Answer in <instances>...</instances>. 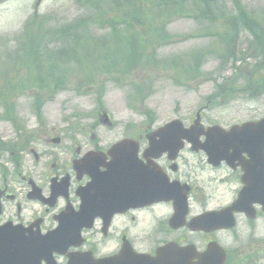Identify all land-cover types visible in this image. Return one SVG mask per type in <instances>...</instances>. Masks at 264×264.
Listing matches in <instances>:
<instances>
[{
    "label": "rangeland",
    "instance_id": "1",
    "mask_svg": "<svg viewBox=\"0 0 264 264\" xmlns=\"http://www.w3.org/2000/svg\"><path fill=\"white\" fill-rule=\"evenodd\" d=\"M188 3L182 8L189 16H162L149 0L128 2L133 18L116 0H0L4 167L12 169L13 150L30 167L69 162L89 145L77 134L91 130L98 145L108 147L143 122L142 115L153 117V128L174 118L186 125L198 110L203 124L225 128L264 117V0H219L223 15L215 23L196 19L198 9ZM123 20L152 30L141 38L147 44L142 55L153 59L128 71L106 66L113 63L110 29ZM71 33L81 35L78 42ZM225 34H234L232 52L243 57L235 71L231 61L223 66L219 59ZM232 76L238 98L222 103ZM251 91L257 96L248 98ZM104 114L108 124L100 122Z\"/></svg>",
    "mask_w": 264,
    "mask_h": 264
},
{
    "label": "flooded vegetation",
    "instance_id": "2",
    "mask_svg": "<svg viewBox=\"0 0 264 264\" xmlns=\"http://www.w3.org/2000/svg\"><path fill=\"white\" fill-rule=\"evenodd\" d=\"M139 127L122 135L137 146L121 148L136 151L138 170L123 168L126 158L107 154L91 130L77 134L89 145L69 162L30 167L16 154L11 170L0 162V232L29 250L27 264H67L71 253L79 264H264V162L242 154L213 166L190 146L148 157L146 126ZM91 151L110 162L108 173L74 171L72 160ZM148 163L164 183L161 195L147 193L155 188L142 170ZM105 173L108 182L90 185L91 174Z\"/></svg>",
    "mask_w": 264,
    "mask_h": 264
},
{
    "label": "trees",
    "instance_id": "3",
    "mask_svg": "<svg viewBox=\"0 0 264 264\" xmlns=\"http://www.w3.org/2000/svg\"><path fill=\"white\" fill-rule=\"evenodd\" d=\"M138 0H116V3L118 5V9L119 10H123L125 9V13L126 16H131L133 18H135L134 13L130 12L129 8L126 6V3L128 2H136ZM151 1L152 4H154L157 7V13H160L162 16L165 15H170V14H175V15H186L189 16L190 13L186 11V9L182 8L183 5L189 4L188 1L193 3L194 8L198 9L197 14L195 13V18L199 19V20H204L206 21H211L213 23H215L214 21H216L217 19H220L223 15V9L217 7L219 4V0H149ZM169 4H173L174 7H172ZM199 6V7H198ZM146 14H151L150 11H146ZM101 18H103L105 16V14H99ZM152 15V14H151ZM151 15H148L147 19H146V23L151 24L153 22V18ZM110 20H108L109 22ZM128 21L127 20H123V29H122V36L125 37V35H128L129 37H131L129 40H126L124 42H116L114 43L115 46V50L116 52H126V51H130L129 53H126L124 55V57H126V59L124 60H120V61H124L123 63V67L126 71L136 67L137 65L141 64V60L145 59L146 62L150 61L153 59V54L152 53H148L147 56H143L142 55V51L143 50H147V44L146 41L142 40L141 37H139L140 35H144L147 33H150L152 30H145L144 32L142 31H138L133 29L134 26L132 25H127ZM118 27H120V24H116L114 25L111 30V34L113 35H118L120 34V32L117 31V29H119ZM211 29L213 31H215L214 27H211ZM159 34L162 36L163 32H159ZM34 33L31 37H29V42L30 40H33L34 38ZM113 35V36H114ZM71 36H76L75 41L78 42L81 35H73L71 33ZM139 37V38H134V37ZM219 36V35H218ZM115 39V37H114ZM221 40H224L226 43V47L225 49H223V52H221V54H219V59L222 61H224L225 59H227L228 56H230L231 58L233 57V47H232V42L235 39L234 34L232 35H227L225 34L224 36L221 35L220 37ZM116 40V39H115ZM217 40L220 41L217 37ZM224 44V42H223ZM116 45H118L119 47H117ZM216 52V51H215ZM34 53V52H33ZM133 53H136L135 55H132ZM126 55H131L129 57H127ZM216 55L218 56V54L216 53ZM115 63H108V66L112 67Z\"/></svg>",
    "mask_w": 264,
    "mask_h": 264
},
{
    "label": "water",
    "instance_id": "4",
    "mask_svg": "<svg viewBox=\"0 0 264 264\" xmlns=\"http://www.w3.org/2000/svg\"><path fill=\"white\" fill-rule=\"evenodd\" d=\"M171 126H177V128H179L180 123L178 121H173L164 128L166 129ZM164 128H160L156 133L160 134ZM213 129L219 128L214 127ZM208 140L209 143L203 144L202 147L211 146L210 143L216 142V140H220L223 146H246V141H249L252 145L264 146V119L257 122L246 123L241 127H232L225 133L221 131L220 134H214L208 137ZM153 146L155 145L153 144ZM2 249L3 250L0 249V260H3L4 263H10L15 258V253L19 251L13 245L8 244H5Z\"/></svg>",
    "mask_w": 264,
    "mask_h": 264
}]
</instances>
